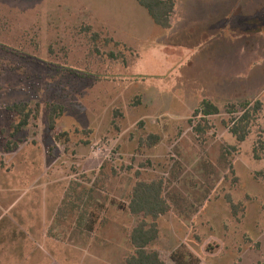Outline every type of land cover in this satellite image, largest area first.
Listing matches in <instances>:
<instances>
[{"label": "rangeland", "instance_id": "rangeland-1", "mask_svg": "<svg viewBox=\"0 0 264 264\" xmlns=\"http://www.w3.org/2000/svg\"><path fill=\"white\" fill-rule=\"evenodd\" d=\"M174 1L161 28L135 0H0V264H45L43 247L57 263L123 264L141 222L164 264H264V111L243 143L224 126L230 104L264 106V0ZM204 101L220 112L206 122ZM20 103L38 111L16 132ZM176 162L169 213L132 215L136 184L164 187ZM43 203L57 206L54 248L7 222Z\"/></svg>", "mask_w": 264, "mask_h": 264}, {"label": "trees", "instance_id": "trees-1", "mask_svg": "<svg viewBox=\"0 0 264 264\" xmlns=\"http://www.w3.org/2000/svg\"><path fill=\"white\" fill-rule=\"evenodd\" d=\"M149 14L152 21L161 28H169L170 18L175 11L174 0H135ZM97 38V36L95 37ZM29 108L27 104H14L9 111L18 116L19 122L15 125V131L19 132L22 128L29 124L31 119L37 115V109ZM264 111L263 103L259 100L246 101L240 105L230 104L227 107V114L231 116L228 122L224 123L225 128L239 143H243L250 134V126L255 121L257 114ZM50 116V128L53 129V118ZM219 109L210 101H204L194 111V117H202L200 120L206 122L205 118L219 115ZM196 133L202 132L201 124L193 127ZM158 143L157 136H150L147 139L148 146H154ZM264 153V141H260L254 148L253 154L255 158H260ZM185 173L180 162H176L168 173V178L160 185H149L144 182L137 183L129 204V211L134 216L143 218H151L156 221L159 217L166 215L170 211L167 196L170 190L180 181ZM264 177V173L259 176ZM211 176V175H210ZM207 177V180L211 178ZM185 201L182 200L181 204ZM183 205V204H182ZM181 205V206H182ZM158 238L157 227L141 222L133 228L128 236L130 245L133 247V253L125 257L123 264H164L156 251L150 250V245ZM173 258L177 264H190L183 260L182 255L175 253Z\"/></svg>", "mask_w": 264, "mask_h": 264}, {"label": "crops", "instance_id": "crops-1", "mask_svg": "<svg viewBox=\"0 0 264 264\" xmlns=\"http://www.w3.org/2000/svg\"><path fill=\"white\" fill-rule=\"evenodd\" d=\"M13 207V205L11 206ZM15 208V207H13ZM8 209V208H7ZM20 209V208H18ZM27 209L29 211H31V213H26V212H22L23 209L21 210V212L23 213V215L26 217L28 214H34V208L32 205L28 206ZM10 210V207L9 209ZM41 213H40V218L36 219L35 221H25L23 219V223H18V219H13V218H8V223L9 225L11 226H14L15 230H17V227H18V230L21 232V236H25V239L26 240H31L32 242H38V245L39 244H44L45 247L48 246V241L51 243L50 246H52L51 248H54L56 246L57 243H55L54 241V238H50L48 237V235L45 233V231L48 229V226H49V223H51V218H48V217H45V215L47 216L49 213H47L48 211H51V213H56L57 211V206H54L53 208H49L48 209V204L47 203H43L41 208ZM56 215V214H55ZM2 218V217H1ZM4 218L0 219V222L3 221ZM17 226V227H16ZM26 229V230H25ZM36 235H40V238H35ZM80 235H82V232H80ZM2 244H0L1 246ZM40 246V245H39ZM72 248V246L68 245V251H70V249ZM43 249V253L49 258H51L50 261H48L47 263L45 264H71V260L69 259H64V261L61 260L60 263H57L55 258H53L54 254L51 255L47 252L46 248H42ZM58 249H65V247H63V244H60ZM55 250V249H54ZM93 264V263H92Z\"/></svg>", "mask_w": 264, "mask_h": 264}]
</instances>
